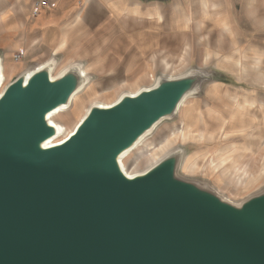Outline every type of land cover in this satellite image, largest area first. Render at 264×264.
<instances>
[{
	"label": "water",
	"instance_id": "water-1",
	"mask_svg": "<svg viewBox=\"0 0 264 264\" xmlns=\"http://www.w3.org/2000/svg\"><path fill=\"white\" fill-rule=\"evenodd\" d=\"M4 61L0 52V86ZM61 61L29 65L0 92V264H264V192L235 204L181 176L182 148L146 172L122 169L126 153L224 76L159 77L93 105L49 146L48 116L92 79L84 61L56 75Z\"/></svg>",
	"mask_w": 264,
	"mask_h": 264
},
{
	"label": "rangeland",
	"instance_id": "rangeland-1",
	"mask_svg": "<svg viewBox=\"0 0 264 264\" xmlns=\"http://www.w3.org/2000/svg\"><path fill=\"white\" fill-rule=\"evenodd\" d=\"M139 1L162 6L159 27L151 20L140 24L141 30L146 26L145 32L159 30L160 42L151 44L141 60H134L125 47L118 46L116 62L98 63L94 70L84 62L88 73L83 71L92 79L72 100L69 110L53 118L66 131L55 141L69 136L95 104H114L123 94L155 86L159 77L206 69L221 73L224 79L205 85L187 99L173 120L161 123L137 145L123 160L127 172H146L162 157L182 148L181 176L210 185L235 204L264 192V0ZM16 3L0 0V16L5 6ZM3 20L2 15L0 52L5 60V86L39 61L25 56L22 61L14 59L23 49L10 50ZM69 64L62 61L55 74ZM171 136L176 137L172 143Z\"/></svg>",
	"mask_w": 264,
	"mask_h": 264
},
{
	"label": "crops",
	"instance_id": "crops-1",
	"mask_svg": "<svg viewBox=\"0 0 264 264\" xmlns=\"http://www.w3.org/2000/svg\"><path fill=\"white\" fill-rule=\"evenodd\" d=\"M36 1L17 0L15 6H5L1 16L10 50L23 49L25 58L38 59L39 64L56 55L65 64L84 61L94 70L98 63L118 61V46L125 47L134 60H141L162 36L159 30L145 32L146 26L141 30L140 25L151 20L159 27L163 18L160 5L147 6L139 0H51L56 8L34 16ZM84 70L88 73V68Z\"/></svg>",
	"mask_w": 264,
	"mask_h": 264
},
{
	"label": "bare ground",
	"instance_id": "bare-ground-1",
	"mask_svg": "<svg viewBox=\"0 0 264 264\" xmlns=\"http://www.w3.org/2000/svg\"><path fill=\"white\" fill-rule=\"evenodd\" d=\"M3 68H4V66H3ZM13 68V67H12ZM14 69V68H13ZM84 73V72H83ZM85 75H86V73H84ZM3 82H2V84H1V86H0V92L2 93V88H3V86H4V83H5V75H4V71H3ZM77 96V95H76ZM75 96V97H76ZM74 97V98H75ZM73 98V99H74ZM100 105H103V106H108V107H110V106H112V105H114V104H111V105H106V104H100ZM69 108L70 107H61V108H59V109H57V110H55L54 111V113H51L49 116H48V119H49V123H50V125L52 126V127H54V128H56V130H57V136H55V138H53V139H51L47 144L49 145V146H55V145H58V144H61V143H63L65 140H67L69 137H70V135L75 131V129L77 128H75L71 133H70V135L69 136H67V137H65L63 140H60V141H55V139L56 138H58V137H60V136H64L65 135V127H64V125H62V124H59V123H56L55 121H53V118L55 117V116H58V115H60V114H62V113H64L65 111H68L69 110ZM85 117V116H84ZM83 117V119L81 120V122L85 119ZM80 122V123H81ZM79 123V124H80ZM78 124V125H79ZM77 125V126H78ZM169 139H171L170 140V142L172 143V142H174L175 140H176V137H170ZM136 148H137V146H136ZM135 148V149H136ZM135 149H133L132 151H134ZM131 151V152H132ZM131 152H129L128 154L126 153L123 157H122V159H121V162H122V169H123V171L129 176V177H131L132 175H130L128 172H127V169H126V166H125V163L123 162V160H124V158L125 157H127L128 155H130L131 154ZM192 165H190V167H191ZM196 170V169H195Z\"/></svg>",
	"mask_w": 264,
	"mask_h": 264
},
{
	"label": "built area",
	"instance_id": "built-area-1",
	"mask_svg": "<svg viewBox=\"0 0 264 264\" xmlns=\"http://www.w3.org/2000/svg\"><path fill=\"white\" fill-rule=\"evenodd\" d=\"M56 8V3L51 0H37L33 6L32 14L34 16L38 15L42 10H51ZM26 55L25 50L20 51L14 59L16 61H22V58Z\"/></svg>",
	"mask_w": 264,
	"mask_h": 264
}]
</instances>
